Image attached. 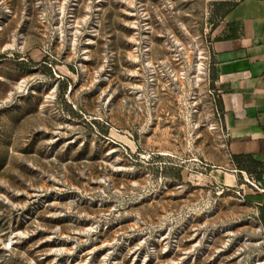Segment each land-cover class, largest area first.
Here are the masks:
<instances>
[{
  "label": "rangeland",
  "instance_id": "1",
  "mask_svg": "<svg viewBox=\"0 0 264 264\" xmlns=\"http://www.w3.org/2000/svg\"><path fill=\"white\" fill-rule=\"evenodd\" d=\"M241 0H0V264H264L226 165L212 45Z\"/></svg>",
  "mask_w": 264,
  "mask_h": 264
},
{
  "label": "crops",
  "instance_id": "2",
  "mask_svg": "<svg viewBox=\"0 0 264 264\" xmlns=\"http://www.w3.org/2000/svg\"><path fill=\"white\" fill-rule=\"evenodd\" d=\"M241 25L236 39L214 40L212 45L218 73V89L226 124V165H217L216 183L252 196L264 205V176L253 183L247 173L236 169L233 155H253L264 162V0H241L223 21Z\"/></svg>",
  "mask_w": 264,
  "mask_h": 264
},
{
  "label": "trees",
  "instance_id": "3",
  "mask_svg": "<svg viewBox=\"0 0 264 264\" xmlns=\"http://www.w3.org/2000/svg\"><path fill=\"white\" fill-rule=\"evenodd\" d=\"M238 2L235 4L227 3L224 6H227V9L220 16V21H224L226 17L237 7ZM239 22H233L228 24L226 32H224L221 36L217 37L216 40H228V39H236L238 37V30L240 27ZM220 109L223 112V104L220 98L219 101ZM232 161L236 167V169L240 172H245L248 174L250 181L257 184L263 180L264 176V162L257 160L253 155H233ZM261 209V222L264 227V205L259 206Z\"/></svg>",
  "mask_w": 264,
  "mask_h": 264
}]
</instances>
